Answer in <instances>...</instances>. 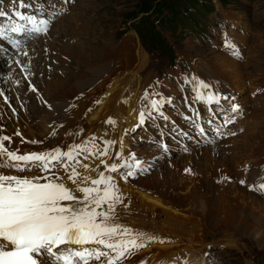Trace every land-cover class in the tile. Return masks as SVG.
<instances>
[{"label":"rangeland","instance_id":"obj_1","mask_svg":"<svg viewBox=\"0 0 264 264\" xmlns=\"http://www.w3.org/2000/svg\"><path fill=\"white\" fill-rule=\"evenodd\" d=\"M42 1L25 0V3H36L37 9ZM221 1L224 4H221L223 7L218 0H157L154 2L151 0H71V4L69 0L58 1L57 5L61 8L64 7L65 10L69 4L68 14L73 9L71 15L76 14L80 18L79 25L75 27V31L71 35H69L70 27L66 26L68 37L62 39L65 45L54 43V39H56L54 33L60 35L61 30L48 32L51 37L45 38L47 40L46 49L41 57L35 58V65L39 68V79L47 80V85L49 84L50 89H53L54 84L52 85V83L53 81L58 83L57 75L62 74L60 69L65 65V67L71 65L70 68L76 71H83V66H88L89 63L85 61L87 52L90 53L88 49L105 46L117 53L118 56V48L126 40L133 39L135 36L137 43H140L142 49L148 52L145 51L148 56L147 67L141 71L138 78H141L142 84H144L150 79L151 81L153 79L160 81L164 76L160 84L168 87L170 93L176 99H180V104L178 105L177 101L172 100V104L166 105L163 109L170 117V121L175 122L174 125L171 122L165 123L163 120L156 122L146 120V123L140 127H137L138 123L135 125L133 123L135 130L129 129L133 133L130 142L131 148H129L128 157L125 160L134 163L135 161L130 156V154H134L137 159H140L141 165L146 171H138L135 177L125 180L119 174L121 183L125 182L124 185H129L133 189L145 186L144 188H149V191L159 193L156 195L170 196V203L175 205V210L181 202H184L185 207L187 204L190 205L189 208L192 209L190 212L196 213V217L199 216L198 219H201L200 233L203 235V247L206 246L200 253L202 260L204 259L203 264H264V193L259 191L257 185L264 183V0ZM0 2L5 8L10 5L11 0H0ZM147 2L152 4L151 9L147 13L139 12L142 3ZM24 11L30 10L24 9ZM31 12L36 14V10ZM64 15L67 13H63L61 16ZM146 15L149 18L147 22L140 19ZM59 18L60 16L54 21ZM71 24L73 26L72 22ZM137 24L138 27L144 25L145 28L155 32L154 40L157 42V46L153 45L151 37L147 34L144 33L139 37L132 31L133 28L136 29ZM138 30L140 29L138 28ZM94 34L96 43L91 41V35ZM229 36H234L236 39L232 40L233 43L242 45L240 54H232L236 53L234 47L233 51L230 48L232 53H228L226 45L220 48L221 41L226 38L229 40ZM74 39L75 41L81 40V44L74 42ZM241 42L243 43L241 44ZM133 47L140 48L134 43ZM167 48L173 52L174 59L165 53ZM50 52L54 53L52 61L55 62V66L52 64L53 68H48L45 64L51 55ZM124 54L128 55L125 52ZM137 54L136 52L135 56ZM222 54L226 59L231 60L230 69H233V75L239 76L235 88L240 84L243 85L242 89L236 88L233 93V97L238 95L241 97L239 101L243 103V106H240V110H238V113L241 112L240 117L237 114V122L233 126L227 125L228 128H234L238 132L235 136L226 130L223 132V139L212 144L192 143L188 137L181 136L176 132V129H183L187 132L191 130L190 122L184 119L180 112H186L185 98L190 99L191 102L195 101L193 88L186 83L182 84L179 79L184 77L190 66L191 68L197 67L196 69L201 68L203 74L208 76L207 79L211 78V83L214 84L212 76L216 77L217 75H213L212 67L218 66L221 61L218 57H221ZM86 58L90 60V56ZM39 60L42 63H39ZM130 61L134 66L129 68L128 73H131L135 67L134 61ZM107 63L102 61L96 65L97 75H102L106 69L114 65L112 63L108 66ZM56 66L59 69L54 68ZM69 75L70 73L66 72L62 77L67 79ZM34 76L35 74H30V85L37 89L39 93L37 96L30 90L28 84L22 87L26 86L27 88L24 98L27 100L29 111L31 110V113L36 115V99L41 100L43 96L40 94L44 91L39 88V83L37 80L35 81ZM224 80L220 82H224ZM133 81L135 79H121L123 90L128 91L129 88H132L131 92H133ZM88 88L85 86L82 93L87 92ZM170 98L172 99V97ZM143 100L140 96L138 97V101ZM197 105L202 106V103L198 102ZM60 107L62 104L58 109ZM139 108L141 111L142 108L144 110V107L140 105ZM177 108H179V112L175 113L174 110ZM211 108H216V105L212 104ZM193 111L192 106L188 110V115H192ZM200 113L204 116L201 123L207 126V120L213 119V117L207 118L204 109ZM259 114L262 117H259ZM216 115L223 122L218 109ZM170 128L173 129L171 134L169 133ZM129 141L130 139L127 140L128 144ZM96 144L99 146L100 141L97 140ZM161 144H166L169 150L164 152L160 147ZM143 158H146L145 161ZM122 162L119 161V163ZM121 173L124 176V170H121ZM179 177L185 184L190 186L193 184L189 191L193 194L190 195L181 188L178 191L176 183ZM129 182L133 183L129 184ZM142 184L143 186H140ZM217 206H221L225 212L222 215L216 213L212 216L209 215L208 211ZM222 216L223 218H221ZM153 237L155 236L149 233L143 238L149 240L148 238ZM227 243L232 246L228 247ZM141 251L140 249L134 251L135 255L130 252V259L121 262V264H130L131 259L135 264H145L138 262ZM175 260L174 264L180 260L183 261L184 258L176 256ZM189 264H192L191 260Z\"/></svg>","mask_w":264,"mask_h":264},{"label":"bare ground","instance_id":"obj_2","mask_svg":"<svg viewBox=\"0 0 264 264\" xmlns=\"http://www.w3.org/2000/svg\"><path fill=\"white\" fill-rule=\"evenodd\" d=\"M58 1L63 0H44L43 5L44 7L46 5L52 6V10L49 11V14H54L56 16L55 19L60 16L58 20L54 21L53 27L50 29V32L61 30L59 34L62 36L54 33V37L56 36L54 43L57 42V44H60L63 43L62 39L64 40V38L68 37L66 26L70 27L69 35H71L75 31V27L79 25L78 22L80 18H78L76 14L71 15L73 9L68 14L69 4L65 10L64 7L61 8L57 5ZM70 1L71 0H69V3ZM61 12L65 14L67 13V15L61 16L63 15ZM70 21L73 23V26ZM91 36V41L96 43L95 34ZM36 37L37 36H35V38ZM50 37L51 35H48V32L44 35V38L46 39ZM76 37H78V35H76ZM228 38L230 44L234 46L235 52L240 54L242 45L232 42V40H236L234 36H229ZM15 39L20 38L18 36L15 37ZM133 39L126 40V42H124L122 46L118 48V56L116 55L117 53H115L113 50L107 49L105 46L102 48L88 49V51L91 53L90 54L87 52L85 56L86 63H89L88 66H83V71H76L75 69L70 68L71 65L70 67H65V65L60 69L62 74L60 76L57 75L58 83L54 81L53 83L51 82L52 85L54 84L53 89H50L51 86L49 84L47 85V80L45 81L39 79V68L35 65V59L33 61L32 58V55H34L36 59L43 55V51L46 49V42L37 44V50L34 51L30 50V48L33 47L32 45H25V48H29L31 55L29 53H27V55H23L24 53L12 54L11 56L14 62L9 66L11 73L7 68L5 69L8 75L7 82L6 84L0 85V91L5 93V96L10 100L12 106L17 110L18 114L14 117L8 118L10 110L8 109L7 105L2 102V99H0V127L3 128L4 134L12 135L14 132L19 131L22 133L24 141L36 140L38 143L32 144L30 142H22L21 137L13 136V142L10 147L19 149L21 153H28V151L31 149L34 150L29 152L39 153L49 151L57 147L66 149L71 145L81 143L85 140H90V138L95 135L99 141L108 140L115 141V143L109 148L107 157H102L99 159L90 158L89 160L82 161V163H87L90 165L88 171H85L82 167H78V170L83 176L96 178L98 175L97 169L99 171L104 170L103 165L100 163V159H103L106 163L111 164L112 162L117 161L115 159V154L117 151L121 153L120 160L124 161L128 157L127 153L129 148H131L130 142L133 133H131V131L135 130L134 125L138 123L139 117L137 112L139 105L144 107V100L138 101V97L140 96V98L143 99L145 91H148L149 93L159 92L162 93L164 97H172L174 102L177 101V104H180V99H176L170 93L169 88L161 85L160 81H157V79H153L152 81L150 79L146 82H149L148 84H142V79H139L138 75L143 69H145V67H147L148 56L147 53L142 49L141 44L137 43L135 36ZM80 41L81 40L75 41L74 39V42H79V44H81ZM133 43L135 46H139L140 48L133 47ZM242 43L243 42H241V44ZM0 46L8 48L7 43H0ZM22 50L24 51L25 49L23 48ZM123 50L128 54L127 56L124 54ZM136 52L138 53L137 56H135ZM53 55L54 53H51L50 57L45 55L48 57L46 60L47 62L45 63L48 68H53L52 64L55 66V62L52 61ZM88 56H90V60L86 58ZM218 58L221 60L218 66L216 65L212 67L213 75L217 76L214 77L210 75L214 78V84L211 83L212 79L210 77V79H207L208 76L203 74L201 68L196 69L197 67H190L191 69L189 68L184 77L190 80V87L193 88V91L198 86V82L203 81L210 85L211 88L208 90L200 89L201 92H204L205 94L209 91H219L226 93V95L231 98V101L228 103L229 109L231 103H235V101H237L240 106H243V103L239 101L241 97L238 95L233 97L235 89L238 88L240 90L242 89L241 87H243V85L239 83L240 85L235 88L238 83L239 76L236 75L235 77L233 75V69H230L231 60L226 59L223 54ZM15 60H19L22 63L18 65L15 63ZM125 60L127 61L125 62ZM130 60L134 61L135 67L131 70V73H128L129 68L134 66L131 65ZM1 61L2 59H0V66L2 65ZM102 61L108 62V66L112 63L114 65H112L113 67L106 69L102 75H97L96 65L98 63L100 64ZM39 63H42V61L39 60ZM54 68L59 69L57 66ZM50 72L52 73V71ZM66 72H69L70 75L67 79H64L62 75ZM31 73L35 74V81H38L40 86L39 88L44 91L40 94L43 96H41V100L38 101V99H36V115L35 113H31V110L29 111L27 100L24 98V93L27 88L26 86L25 88L22 87L25 84H28V86L30 85ZM121 79H135V81L132 82L133 92H131L132 88H129L128 91H126V89L125 91L123 90L124 87H122L123 82H121ZM223 79H225L224 82H220L223 81ZM85 86L89 87L88 91L82 93V89ZM118 89L119 92H117ZM58 90L60 93H58ZM44 93L45 95L47 94V96L43 95ZM35 94L37 96L39 93L36 91ZM123 98H125V100H123ZM45 99L46 102H44ZM63 101L64 103H62ZM61 104L62 107L58 109ZM240 113L237 111L234 114H239L240 117ZM259 117H262V115ZM110 118L114 121L113 124L107 123ZM129 129L131 131H129ZM250 132L254 133L252 131ZM128 139H130L129 144L127 142ZM99 146H101V144ZM0 171H4L5 174L19 175L22 177L31 176L34 174L29 172L18 173L14 170ZM106 175L113 176L114 182L116 183L124 201V203L120 205L121 207L116 208L115 222L123 227L130 228L133 235H140L144 237L150 233L151 235L155 236L151 238V242H149V240H144L146 246L140 249L142 251L139 252L138 262L140 261L145 264H174V261H176L175 257L179 256V258H184V260L181 261V259L176 264H189L190 260L192 264H203L204 259L202 260L200 253H202L206 246L203 247V235L200 233L201 219H198L199 216L196 217V213L194 214L190 212L192 210L189 208L190 205L188 206L187 204L185 207L184 202H181L177 207V210H175V205L173 206L170 203V196L156 195L157 192H154V194L148 190L149 188H144L145 186L142 188H130L129 185H124L125 182L121 183L120 175L117 173H106ZM63 182H65L70 188L75 189L76 187V185H72L70 181H67L66 178ZM132 183L129 182V184ZM260 184L264 183H258L257 185L259 186ZM140 186H143V184ZM176 186L178 191H180L179 189L181 188L184 189L188 194L190 193L189 191L191 190V186L185 184L180 177L176 183ZM176 193L178 194V192ZM77 195H79V193H77ZM218 206L213 207L211 211L209 210V215L212 216L215 213L222 215L225 212L221 206ZM179 207L180 210H178ZM221 218H223V216ZM227 246L231 247L232 245L227 243ZM126 259H130V254L124 260Z\"/></svg>","mask_w":264,"mask_h":264},{"label":"snow or ice","instance_id":"obj_3","mask_svg":"<svg viewBox=\"0 0 264 264\" xmlns=\"http://www.w3.org/2000/svg\"><path fill=\"white\" fill-rule=\"evenodd\" d=\"M32 7L33 4H26L25 0H11L7 10L0 6V43L20 50L21 41L15 37L47 33L49 21L39 18V9L36 14H32ZM24 9L30 11L25 12ZM226 47L234 46L229 43ZM7 52V47H0V54ZM15 63L20 65L22 62L15 60ZM29 88L34 93L37 91L35 86L29 85ZM210 88L206 82H198L194 89L195 100L208 105L215 104L216 108H210L215 118L217 109L220 113H226L221 99L230 102L231 98L200 91ZM153 96L156 98H151ZM0 99L10 110L8 118L18 114L3 91H0ZM143 99L144 110L138 113L137 127L143 126L146 120H163L175 124L163 111L166 105L172 104L170 97L145 91ZM185 103L191 108L187 98ZM238 110L239 106L231 103L227 111L236 113ZM222 118L225 126L232 123L230 115L225 114ZM184 119L190 122V127L198 136L205 139H208L209 132L217 136L224 135L219 127H211L212 119L207 121V126L198 123L202 119L198 110H194L192 115H185ZM107 123L113 124L114 121L110 118ZM176 132L195 139L183 129H176ZM169 133H173L172 128ZM13 136L21 137L22 142L38 143L36 140L24 141L19 131L12 135L4 134L0 127V170L34 173L22 177L0 171V264H91L92 261L121 264L133 249L146 246L143 236L133 235L130 228L115 222L116 208L124 201L113 176L106 175L124 170L123 178L128 179L135 177L138 171H146L134 154H130L134 163L124 160L119 164H108L100 159L104 170L97 169V177L89 178L78 170V167L85 171L90 168L89 164L82 161L107 157L115 141L101 140V146L98 147V138L93 135L90 140L66 149L57 147L39 153H21L19 149L10 147ZM208 142L215 143V140ZM160 147L164 152L169 150L166 144ZM120 158L121 153L117 151L115 159L119 161ZM65 178L76 185L75 189L63 182ZM258 189L264 193V184H260ZM148 239L151 242V238ZM89 245L94 247H87Z\"/></svg>","mask_w":264,"mask_h":264},{"label":"trees","instance_id":"obj_4","mask_svg":"<svg viewBox=\"0 0 264 264\" xmlns=\"http://www.w3.org/2000/svg\"><path fill=\"white\" fill-rule=\"evenodd\" d=\"M154 1H157V0H151V2H154ZM152 4L150 2H147V3H142V6L139 8V12L141 13H147L150 9H151V6ZM157 10V9H155ZM143 20H145V22L148 21L149 18H147V15L144 16V17H141ZM140 29L145 31L146 34L151 37L152 41L154 40V37H155V32L152 31L151 29H148V28H145L144 25H141L140 26Z\"/></svg>","mask_w":264,"mask_h":264}]
</instances>
